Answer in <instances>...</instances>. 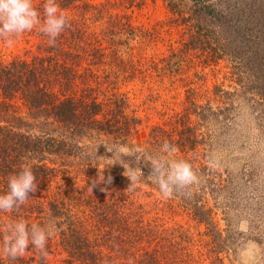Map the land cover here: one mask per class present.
I'll return each mask as SVG.
<instances>
[{
	"label": "trees",
	"instance_id": "1",
	"mask_svg": "<svg viewBox=\"0 0 264 264\" xmlns=\"http://www.w3.org/2000/svg\"><path fill=\"white\" fill-rule=\"evenodd\" d=\"M165 3L171 20L182 29L181 50L198 54L208 64L227 55L235 59L233 75L241 91L228 94L215 87L219 104L213 106L209 99L199 103L196 90L188 88L182 110L171 121L150 128L141 143L136 142L140 120L128 110L119 80L146 78L150 69L161 76L176 75L182 60L173 52L161 66L135 58V44L146 36L130 24L114 26L117 34L103 29L95 35L64 13L68 26L54 45L41 33L37 55L0 58V193L7 190V177L24 164L31 167L37 184L23 205L0 214L7 219L4 225L24 220V215L31 221L28 225L54 221L59 246L70 264H202L208 258L233 264L246 242L264 252V165L259 167L264 158L247 159L235 175L228 172L227 191L226 180L207 158L214 138L223 137H215L217 127L227 131V153L232 159L236 149L242 151L244 144L236 135L249 119L264 142V52L251 48L264 44L262 33L251 32L264 28V21L249 19L258 4H239L228 12L227 0ZM56 4L63 12L75 7L85 11L75 0H56ZM37 11L43 15L42 7ZM240 51L243 56L236 57ZM247 111L252 117L245 115ZM164 140L176 148L173 157L187 160L199 177L197 184L175 191L170 198H163L147 179L146 162L122 157L144 175L129 190L123 167L111 165L106 158L112 153L97 146L124 144L154 155ZM225 192L227 201L220 200ZM139 193L148 201H140ZM214 209H223V228L214 219ZM177 211L203 226L208 258L200 251L195 257L192 235L165 220V213ZM234 216L239 223H232ZM241 222L246 224L244 232L239 231ZM25 257L12 260L0 255V264H47L40 255Z\"/></svg>",
	"mask_w": 264,
	"mask_h": 264
},
{
	"label": "rangeland",
	"instance_id": "2",
	"mask_svg": "<svg viewBox=\"0 0 264 264\" xmlns=\"http://www.w3.org/2000/svg\"><path fill=\"white\" fill-rule=\"evenodd\" d=\"M75 1V5L85 8V11L83 12L78 7H75L64 13L70 20H76L88 27V31L91 34L98 35L103 29H110L113 33L117 34V29L113 27L127 23L141 33L142 36H146L145 39L137 40L136 47L133 51L135 58L144 57L148 61V65H150L149 61H154L160 62L161 66L162 59H166L173 52L182 60L180 70L176 75L162 73L161 76L157 75L153 69H150L147 72L146 78L138 75L134 79L119 80V91L124 93L126 97L128 110L133 112L140 120L136 142H143L147 138L150 128L162 126L171 121L175 113H179L182 110L184 97L188 88L196 90L195 94L199 103L203 104L209 99L213 106L219 104V98L213 95L215 87L218 88L217 90L228 92V94L234 93L235 91V93H239L241 91L236 82V76L233 75L232 66L235 59L227 55V57H223L216 63L208 64L198 54L181 50L182 39H184L182 29L171 20V15L166 8L165 0ZM253 1L258 4V9H255L256 7L253 9V15L251 14L249 19L255 21V19L260 17V21H264V0H227V5L230 6H227V10L228 12H232L233 9H236L235 6L248 4ZM42 2L44 0H32L33 7L36 10L41 8ZM256 3L255 6H257ZM38 12L40 13V11ZM251 32L258 33V35L260 32L264 36V28H254ZM39 34L41 32L37 27H34L30 31L21 33L10 45L3 38H0V58L2 60H10L13 57L30 59L32 56L37 55V44L43 41V38ZM251 48L264 52V44ZM235 54L236 57L243 56L242 51ZM240 113L242 114V111ZM245 115L249 116V118L252 117L249 111ZM223 128V126L216 128L217 131L214 132L215 137H223L221 139L218 138V140L214 138V143L207 153V158L218 176L226 180L227 191V173L230 172L232 175H235L240 167L245 165L243 163L247 159L252 162H261L264 158L262 155L264 142L259 141L258 131L257 129L253 130V121L249 119L242 126L241 131L240 129L237 130L241 134H237L236 137L244 145L241 146L242 151L236 149L232 159L230 153H227V131L224 132ZM236 158H239L240 161L235 160ZM263 165L264 161L259 167ZM225 193L226 197L220 195L218 198L227 201V192ZM141 196L143 198H140ZM145 197L141 193L137 195L140 201L145 200L144 202H147L148 199ZM209 205H212V201H210ZM254 207L258 206L255 204ZM214 211L215 221L219 227L223 228V209H214ZM23 217L25 223L31 222H27V216L25 217L24 215ZM164 217L168 224H178L182 229L192 235L195 241V257H198L197 252L199 251L207 257L204 252L207 250V247H205L207 239L202 235L204 232L202 225L197 224L180 211L173 214L167 212L164 214ZM6 220L5 216L0 214V231H3ZM231 221L233 224L239 223V219L235 216ZM238 227L241 232L246 230V224L244 222L238 224ZM46 250L48 255L43 257V259L47 264H70L66 253L59 246L56 232L47 241ZM26 253L28 256H33L36 259L40 255L37 250L35 252V249L31 245H29L28 249L22 255L24 258L27 256ZM224 263L229 264V260L224 259ZM202 264L217 263L211 258H208ZM233 264H264V252L256 244L246 242L241 251H239L237 259Z\"/></svg>",
	"mask_w": 264,
	"mask_h": 264
},
{
	"label": "clouds",
	"instance_id": "3",
	"mask_svg": "<svg viewBox=\"0 0 264 264\" xmlns=\"http://www.w3.org/2000/svg\"><path fill=\"white\" fill-rule=\"evenodd\" d=\"M42 9L41 18V14L33 7L32 0H0V38L10 45L21 33L37 27L47 36L49 45H54L56 37L68 26V19L63 11L58 10L56 0H44ZM98 145H104L106 151L112 153L110 158H106L112 161L111 165L118 163L123 167L122 175L129 181V190H134L144 175L140 167L126 165V160L122 157L133 158L139 163L146 162L150 167L147 179L156 185L163 198H170L175 191L188 189L199 182V177L187 160L173 157L176 148L167 140L160 144L154 155H146L142 147H129L124 144L108 146L103 143ZM35 179L28 164L22 165L18 172L9 175L7 190L0 193V212H12L23 205L29 194L34 193L37 188ZM56 231L54 221L43 225H28L23 220H13L3 226L0 255L15 260L31 245L42 258L46 257V243Z\"/></svg>",
	"mask_w": 264,
	"mask_h": 264
}]
</instances>
